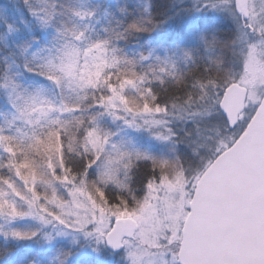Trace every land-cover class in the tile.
I'll return each mask as SVG.
<instances>
[{
  "label": "rangeland",
  "instance_id": "obj_1",
  "mask_svg": "<svg viewBox=\"0 0 264 264\" xmlns=\"http://www.w3.org/2000/svg\"><path fill=\"white\" fill-rule=\"evenodd\" d=\"M195 1L197 17L233 16L231 0ZM63 9L68 17L69 7ZM247 20L252 31L244 29L251 42L238 83L248 95L237 126L229 131L233 135L244 127L264 94V50L254 31L255 25H264V0H248ZM138 23L145 25L147 17ZM83 48L80 53L86 58L89 52L94 62L103 55L98 46ZM4 72V82L8 78L4 96L10 106L0 114L1 241L24 240L34 249H52L53 253L33 264H177L179 233L191 193L213 156L230 142L228 136L217 137L211 107L198 114L185 107L158 110L143 105L124 88H115L104 107L95 110L96 122L79 115L82 119L76 125L66 127L62 123L76 118L73 115L78 111L64 106L56 109L62 103L48 107L42 96L36 101L42 109L34 111L28 97H33L36 89L22 83L14 64L7 65ZM65 99L69 101L70 96ZM23 104L27 110H21ZM55 123L59 126L54 127ZM11 140L20 148L32 140L36 143V156L20 167L24 174L15 166L19 159L23 161L25 151L16 150L12 159ZM60 141L86 158L81 168L78 164L74 167L79 174H69L64 168L65 150ZM157 147L165 151L161 159L155 158ZM143 158L147 164L157 161L153 165L159 171L148 173L144 190L134 193L125 174L126 164ZM119 217L131 218L137 229L132 238H123L121 250L112 254L105 247V238ZM60 250L63 252L57 253Z\"/></svg>",
  "mask_w": 264,
  "mask_h": 264
},
{
  "label": "trees",
  "instance_id": "obj_2",
  "mask_svg": "<svg viewBox=\"0 0 264 264\" xmlns=\"http://www.w3.org/2000/svg\"><path fill=\"white\" fill-rule=\"evenodd\" d=\"M59 1L0 0V114L10 106L4 96L8 92L4 71L14 64L22 83L36 89L33 97H28L34 111L42 109L36 102L39 96L48 107L62 103L56 109L64 106L78 111L73 115L76 118L62 123L66 127L76 125L82 119L79 115L96 122L95 110L104 107L113 89L124 88L143 105L158 110L185 107L198 114L211 107L217 137L228 136V144L236 138L229 134L217 102L228 86L242 78L251 36L231 3V17L225 13L197 17L195 0ZM67 7L69 16L65 17L63 8ZM200 8L206 11L202 5ZM146 17L147 23L140 25ZM254 31L264 50V25H255ZM90 45L98 46L103 54L97 62L89 52L86 58L80 53ZM26 105L21 110H27ZM10 129L16 132V128ZM10 142L12 159L16 150L25 151L23 161L19 159L15 166L24 174L20 167L36 156V143L32 140L20 148L15 140ZM60 142L65 150L64 168L69 174H79L74 167L78 164L81 168L86 158L80 150L68 149ZM37 144L39 151L42 141ZM158 147L153 152L161 159L165 151ZM149 163L143 158L126 164L132 192L143 191L148 173L159 171L153 165L157 161ZM43 193L46 195V190ZM50 252L51 248L28 247L24 240L3 243L0 237V264H33Z\"/></svg>",
  "mask_w": 264,
  "mask_h": 264
},
{
  "label": "water",
  "instance_id": "obj_3",
  "mask_svg": "<svg viewBox=\"0 0 264 264\" xmlns=\"http://www.w3.org/2000/svg\"><path fill=\"white\" fill-rule=\"evenodd\" d=\"M247 18V0H234ZM246 88L232 84L219 110L230 129L244 110ZM136 223L117 218L105 244L121 250ZM177 264H264V95L238 138L206 168L196 183L181 228Z\"/></svg>",
  "mask_w": 264,
  "mask_h": 264
}]
</instances>
